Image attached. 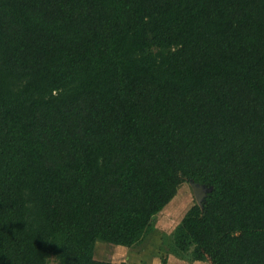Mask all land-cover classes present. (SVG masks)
<instances>
[{
    "label": "trees",
    "instance_id": "16d2710c",
    "mask_svg": "<svg viewBox=\"0 0 264 264\" xmlns=\"http://www.w3.org/2000/svg\"><path fill=\"white\" fill-rule=\"evenodd\" d=\"M185 182L177 248L264 264V0H0V264H129Z\"/></svg>",
    "mask_w": 264,
    "mask_h": 264
},
{
    "label": "rangeland",
    "instance_id": "374dc122",
    "mask_svg": "<svg viewBox=\"0 0 264 264\" xmlns=\"http://www.w3.org/2000/svg\"><path fill=\"white\" fill-rule=\"evenodd\" d=\"M196 190L193 183L181 184L176 198L168 207H164L153 219V231L148 234L142 243L134 248L121 247L96 242L93 249V258L107 262H127L129 264H197L193 256L194 246L183 252L174 241V232L180 224L186 211L195 204ZM202 264H211L208 259ZM49 264H57L53 259Z\"/></svg>",
    "mask_w": 264,
    "mask_h": 264
},
{
    "label": "water",
    "instance_id": "95a60500",
    "mask_svg": "<svg viewBox=\"0 0 264 264\" xmlns=\"http://www.w3.org/2000/svg\"><path fill=\"white\" fill-rule=\"evenodd\" d=\"M194 187H195V190H196V199H197V202H202V200L205 197V194L207 192V188H205L203 186H199L197 184H194Z\"/></svg>",
    "mask_w": 264,
    "mask_h": 264
},
{
    "label": "crops",
    "instance_id": "0c3cea01",
    "mask_svg": "<svg viewBox=\"0 0 264 264\" xmlns=\"http://www.w3.org/2000/svg\"><path fill=\"white\" fill-rule=\"evenodd\" d=\"M175 198H176V195H175V197H174V198H173V199H172V200H171V201L165 206V208L168 207V205H170V204L172 203V201H173ZM163 209H164V208H163ZM163 209H162V210H163ZM202 262H203L202 260H200V261H199V260H196V263H197V264H202Z\"/></svg>",
    "mask_w": 264,
    "mask_h": 264
}]
</instances>
